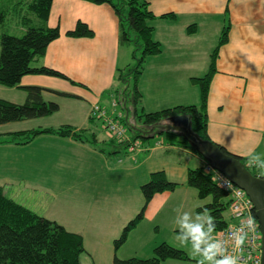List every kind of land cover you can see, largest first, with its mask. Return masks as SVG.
Masks as SVG:
<instances>
[{
	"label": "crops",
	"instance_id": "0c3cea01",
	"mask_svg": "<svg viewBox=\"0 0 264 264\" xmlns=\"http://www.w3.org/2000/svg\"><path fill=\"white\" fill-rule=\"evenodd\" d=\"M148 1L150 11L155 16L154 21L150 22L154 28V38L163 45V53L147 62L146 68L153 74L151 84L156 89L176 85L178 90L175 93L177 97L170 99L157 101L159 94L154 95L157 102L170 103L164 104V108L161 109L165 110L178 105H199L200 94L198 95L195 88H191L193 84L191 79L203 77L209 73L212 52L216 48L213 45L218 43V47L222 31L228 23L230 26L228 39L220 46L216 72L209 89L208 135L213 143L243 159H249L252 153H264V0ZM166 15L174 17L162 18ZM79 22L87 24L95 36L93 38L68 37L67 33L74 30ZM48 25L51 28H59L61 37L50 44L45 56L36 61L35 65L57 70L77 85L71 81L34 75L25 77L22 86L43 87L50 91L72 95L74 99L82 102H88L92 94V87L88 80L104 87L110 86L112 79H109V67L119 73L116 58L123 47L120 43L119 18L111 6L94 5L83 0H53ZM193 25L197 27L196 33L188 34V28ZM208 27H216L221 35H217L212 40L202 41L199 33ZM202 43H209L212 46L202 47L200 46ZM134 51H132V58ZM100 63L107 64V73L104 77H100L103 70L99 66ZM198 68H200V74L197 75L194 71ZM142 79L143 77L140 80V86L143 91L146 86ZM119 86L117 82L116 87L108 92L111 101ZM80 87L88 94H84ZM18 91L20 94L24 92L21 89L10 90L0 86V98L8 99L13 103L17 102ZM99 93V95L104 94V91ZM69 99L71 98H60L51 93H45V100L58 101L61 109L64 108L61 100ZM145 108L147 109L146 105ZM156 111L159 110L150 112ZM87 117L89 118V115ZM103 130L106 131L104 125ZM103 135L105 138L103 142L107 144L111 137L107 132ZM51 140L59 146L65 144L74 147L86 146V143L55 136H52ZM23 146L28 149L32 143ZM106 146L108 150L101 149V151L104 154L108 152L110 155H119L117 165L120 167L110 164L107 166L111 159L104 156L99 158L101 164L93 160L91 164L99 168L101 174L100 177L93 174L88 178L86 193L82 192L81 184L63 185L61 181L60 197L65 206L75 205L83 213L85 210L83 205L86 202L87 208H91L96 214L100 211L101 214L96 222L116 221L124 214L123 204L131 201L134 196L137 205L142 207L144 196L142 197L143 194L139 193L138 188L140 187L141 190V186L150 180L151 174L158 171H164L170 181L180 186L173 193L155 196L147 208L146 217L142 223L154 222L159 228L158 220L166 209L170 210L182 205L191 193L199 199L195 190L189 188L186 182L189 169L201 167L204 160L185 146L172 142L157 146L155 142L147 146V151L136 153H129L117 146L111 147L108 144ZM92 150H94L93 155L97 154L96 148ZM65 164H73L68 172L73 170L79 172L85 167V162L75 157L64 158L57 171L60 177L64 171L66 172ZM256 169L260 177H264L261 169L258 167ZM66 178L67 176L63 177V179ZM126 183L134 186L133 193L129 190L124 191L123 187ZM91 187L101 188V190L106 188V192L101 191L99 194L100 197L105 194L106 198L103 201L101 199L92 201L88 193ZM47 189L54 192L52 185H48ZM109 190L111 191L108 192ZM74 196H77V201ZM201 202L200 207L207 203V201ZM119 204L122 210L119 212L111 210ZM140 208L135 211L139 212ZM133 216L128 217L124 223L133 219ZM85 220L89 227L92 226V219Z\"/></svg>",
	"mask_w": 264,
	"mask_h": 264
},
{
	"label": "trees",
	"instance_id": "16d2710c",
	"mask_svg": "<svg viewBox=\"0 0 264 264\" xmlns=\"http://www.w3.org/2000/svg\"><path fill=\"white\" fill-rule=\"evenodd\" d=\"M94 5H109L115 11L120 23V43L122 46H133V64L119 71V88L116 90L115 121L123 130V135L113 134L107 144L111 147L125 149L129 153L147 151V146L153 145V138L166 137L169 142L185 146L191 152L204 160L199 168L189 169L187 186L194 189L201 201L207 203L198 208L201 212L207 208L215 217L214 233L228 228L231 224L239 227L241 218L232 214L233 194L222 188L215 178V171L206 172L205 160L190 142V138L211 141L208 135V95L212 78L216 72V61L220 46L228 39L230 26L224 28L218 47L211 56L210 71L202 78H193L191 82L200 87L199 105H178L156 112H146L143 102L140 80L145 73L149 59L163 53V45L154 38V28L150 22L155 16L149 8L148 0H83ZM53 0H0V26L8 17L19 15L21 25L25 30L22 37L2 33L0 38V86L7 89H21L26 93L25 102L16 104L0 98V126L11 123H24L31 120L49 118L60 111L57 102L45 100V93H51L60 98H74L61 92L50 91L38 86H22L27 76H48L71 81L65 74L45 67L36 66L35 62L42 59L50 44L61 37L59 28L48 25ZM166 15L162 18H173ZM195 25L188 28V34H195ZM72 38H93V30L85 23L79 22L76 28L67 33ZM73 84L75 82L71 81ZM77 85V84H76ZM122 105V106H120ZM146 109V110H145ZM186 116L190 121L187 136L182 135V128L171 120ZM93 119V118H92ZM96 119V118H94ZM99 120V119H97ZM109 130V128L107 127ZM88 135L92 136L90 140ZM55 136L72 139L75 142L87 143L98 141L95 133L88 130L64 125L59 128L37 127L24 131L0 134V143L29 145L40 137ZM115 140V141H114ZM124 141V142H122ZM157 146L163 145L156 142ZM219 146V145H218ZM229 155V152L219 146ZM248 170L256 171L257 167L243 159ZM219 172V171H217ZM252 172V171H251ZM221 173V172H219ZM223 174V173H221ZM255 176L259 173L252 172ZM224 175V174H223ZM180 185L168 179L164 171L151 174L150 180L141 186L144 196V207L141 213L125 227L121 237L116 241V248L123 246L130 233L145 219V212L155 196L163 193H173ZM255 217V212L252 211ZM218 239V236L217 238ZM86 253L84 238L78 233L68 231L64 226L40 216L31 209L19 204L5 194L0 187V264H80L81 256ZM190 260L188 255L167 243H162L154 249L150 258L133 257L128 260L114 259V264H163L168 260Z\"/></svg>",
	"mask_w": 264,
	"mask_h": 264
},
{
	"label": "rangeland",
	"instance_id": "374dc122",
	"mask_svg": "<svg viewBox=\"0 0 264 264\" xmlns=\"http://www.w3.org/2000/svg\"><path fill=\"white\" fill-rule=\"evenodd\" d=\"M16 1L19 2L21 0ZM21 20L22 19L19 15L8 17L3 24V28L0 27V38L3 32L16 37L24 36L25 30L21 25ZM226 25L228 26V23ZM199 34L202 41L212 40L215 39L217 35H221L216 27H208L201 30ZM217 44L218 43L213 45L214 48H217ZM200 46L208 47L212 45H209V43H202ZM132 51H134L133 46L124 45L122 50L117 54L116 61H118L119 64L118 70H123L125 75L128 72V70H125L127 66L133 64L131 57ZM206 62H208V60ZM99 66L103 69L100 73V77H104L107 73V64L100 63ZM194 72L197 75L200 74V68ZM108 75L109 79H112L110 86L104 87L103 85L88 80L92 87V94L89 93L90 100L88 102L78 101L74 98L61 100L62 104H64V108L61 109V105L57 101L60 105V111L49 118L0 126V134H6L15 131L37 129V127L42 126H49L57 129L60 126L68 125L88 130L90 134L95 133L98 139L96 143L89 141L86 143V146L78 147L71 146L70 144H65L63 146L57 144V146L51 140L52 136L36 139L28 149L23 145L16 146L15 144L0 143V187L4 188L5 194L8 197L14 199L19 204L31 209L52 222L64 226L70 232L82 235L84 238V248L86 249V253L81 256L80 264H114V259L116 257L121 260H128L133 257L139 259L150 258L154 254V249L162 243H167L176 249L183 250L190 258V260L184 261L170 259L163 264H198L199 258L192 256L190 254L189 246L181 244L180 241L175 238V232L173 230V221L177 215L176 209L178 207L182 206L183 211L196 213V209L200 208L202 205V202L196 198L193 193L185 198L182 205L175 206L170 210H165L164 214L158 220L160 225L159 228L154 222L142 223L130 233L126 243L118 249L116 248V241L121 237L128 223L134 220L144 207V204L141 208L139 207L140 205H137L135 196L131 201L123 204L124 214L120 219L116 221L108 220L103 223L96 222L101 213L98 211L96 214L91 208H87L88 203L84 202L83 206H85V210H83L82 213V211L75 205L65 206V203L61 200V193L59 190L61 181L63 185H70L72 183L81 184L82 192L86 193V191H88V186L86 185V183L89 182L88 178L93 174H97V176L100 177L101 170L91 164L93 160L101 164L99 158L104 156L111 159L107 166L110 164L118 168L120 167L117 165L119 155H110L108 152L104 154L101 151V149L108 150V147L106 146L107 144L103 142L105 141L103 135L105 130H103L102 124V122L104 123V120L92 119L90 116L91 108L96 105L100 106L103 111H112L113 101H111L112 99H110L111 96L108 95L110 94L108 92L116 87L117 82L120 85V82L117 79L118 71L115 72L109 67ZM152 76L153 74L146 68L142 79L144 80V86H146V88L142 91L144 99L140 104V106L143 107V104L145 103L147 107L146 112L162 110L161 108H164V104L170 103L157 101L177 97L175 93L178 92L176 85L173 87H165V89H156L155 86L151 84ZM139 87L141 88L140 85ZM191 88H195L198 95L200 94V87L198 85L192 84ZM80 89L84 94H88L86 90H83L81 87ZM101 91H104V94L99 95V92ZM22 93L23 94H20L19 91L17 92V102L14 103L22 104L25 102L24 99L26 93ZM155 94H159L157 101L154 98ZM113 96H116V94ZM98 98L100 100H98ZM5 100L12 102L8 99ZM116 110L119 111V108ZM88 115L89 118L87 117ZM88 137L90 140L92 139L91 135H88ZM150 141H153V143L159 142L163 145L165 142L168 144V140L165 136H160ZM94 148L97 149V154L95 155H93L94 150H92ZM74 157L79 161L85 162V167L79 172L75 170L68 172L73 164H65L64 170H66V172L64 171L62 177H60V173H57V171L60 168L62 160L64 158L71 159ZM208 165L212 167L209 163ZM251 171L255 172L252 169ZM261 173L264 175V169H261ZM64 176H67V178L63 179ZM48 185L54 187V192H50L47 189ZM133 188L134 186L131 185V183H126L123 187L124 191L129 190L130 193H133ZM101 191L106 192V188L105 190H101V188L91 187L88 192L91 200L95 201L101 199L103 201L106 198V195L104 194L103 197H100L99 194ZM110 191L111 190L108 192ZM138 191L139 193H142L140 187L138 188ZM195 193L197 192L195 191ZM95 194L96 196H94ZM74 199L77 201V196H74ZM120 205L121 204L114 206L111 210L119 212L122 210ZM86 208L88 210H86ZM138 208H140L139 212L135 211ZM131 215H134L133 219L124 223L128 217L131 218ZM86 218L93 220L92 226L89 227L87 225L88 222L85 220ZM212 235L214 239L218 236L214 232Z\"/></svg>",
	"mask_w": 264,
	"mask_h": 264
},
{
	"label": "clouds",
	"instance_id": "9594fccd",
	"mask_svg": "<svg viewBox=\"0 0 264 264\" xmlns=\"http://www.w3.org/2000/svg\"><path fill=\"white\" fill-rule=\"evenodd\" d=\"M248 163L264 169V153H252ZM177 215L173 221L175 238L181 244L190 248V254L198 257V264H242L240 258L228 254L224 242L214 239L213 232L216 228L215 217L210 210L205 208L201 212L183 211L182 206L176 209ZM252 218L246 224L242 223L231 236L234 240V249H242L246 243L248 232L245 229L253 228Z\"/></svg>",
	"mask_w": 264,
	"mask_h": 264
},
{
	"label": "water",
	"instance_id": "95a60500",
	"mask_svg": "<svg viewBox=\"0 0 264 264\" xmlns=\"http://www.w3.org/2000/svg\"><path fill=\"white\" fill-rule=\"evenodd\" d=\"M171 121L182 128L183 136H187L190 121L186 116L175 117ZM190 142L214 169L223 173L234 185L243 190L250 199L255 210V218L260 225L262 235L261 264H264V178L253 175L240 159L224 153L213 142L195 138H190Z\"/></svg>",
	"mask_w": 264,
	"mask_h": 264
},
{
	"label": "built area",
	"instance_id": "2783aa9c",
	"mask_svg": "<svg viewBox=\"0 0 264 264\" xmlns=\"http://www.w3.org/2000/svg\"><path fill=\"white\" fill-rule=\"evenodd\" d=\"M93 115L99 119H105L108 123V128L110 133L116 136L123 135V130L119 127L118 123L115 121V117H110L106 112L101 110L99 107H95L93 110ZM206 172L215 171V178L217 179L219 185L230 191L233 194L234 200L232 204V214L236 218H241L240 225L242 223L246 224L249 217L252 218L253 228L251 230L245 229L248 232L246 243L242 249H234V240L231 233L238 227L230 225L228 228L219 233L218 239L224 242V247L228 254L238 256L242 264H261L262 262V235L260 232V226L252 214L253 205L249 198L246 196L245 192L235 186L228 178L223 174L217 172L212 167L207 165Z\"/></svg>",
	"mask_w": 264,
	"mask_h": 264
},
{
	"label": "bare ground",
	"instance_id": "6f19581e",
	"mask_svg": "<svg viewBox=\"0 0 264 264\" xmlns=\"http://www.w3.org/2000/svg\"><path fill=\"white\" fill-rule=\"evenodd\" d=\"M99 120H102V119H99ZM103 125H104L105 127H107V126H108V123H107L106 121H104ZM122 142H124V141H122Z\"/></svg>",
	"mask_w": 264,
	"mask_h": 264
}]
</instances>
